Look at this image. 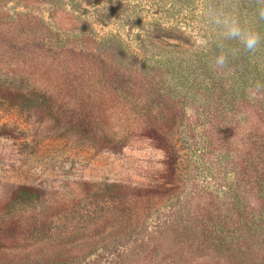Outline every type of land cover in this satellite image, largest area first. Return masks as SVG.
I'll use <instances>...</instances> for the list:
<instances>
[{
  "label": "rangeland",
  "instance_id": "obj_1",
  "mask_svg": "<svg viewBox=\"0 0 264 264\" xmlns=\"http://www.w3.org/2000/svg\"><path fill=\"white\" fill-rule=\"evenodd\" d=\"M139 1L0 0V264H264V46L143 81Z\"/></svg>",
  "mask_w": 264,
  "mask_h": 264
},
{
  "label": "trees",
  "instance_id": "obj_2",
  "mask_svg": "<svg viewBox=\"0 0 264 264\" xmlns=\"http://www.w3.org/2000/svg\"><path fill=\"white\" fill-rule=\"evenodd\" d=\"M140 0L135 7L140 11L146 12L148 16V26L142 36L141 42H147L145 56L141 57L138 66L132 73L143 81H147L144 76H151L153 80L167 76L176 87L184 84L198 83L200 76L207 75L205 66L212 61V58L218 54L216 47L217 30L209 19H204L206 7L208 4L228 12L237 17L243 23L254 27L264 35V21L258 19L255 14V8L251 7L246 0ZM190 8V9H189ZM189 9V10H188ZM185 11H190L185 12ZM186 13V14H185ZM134 16V15H132ZM136 16V15H135ZM203 18V19H202ZM138 20V19H135ZM208 20V21H206ZM169 21L186 24L193 31L189 35H176L178 40L173 48H168L164 44L166 40L173 39L172 35L176 28L169 25ZM214 28V32H209L208 28ZM202 40V45H197L196 40ZM188 41V42H187ZM186 46V47H185ZM230 47L238 48L236 42H230ZM263 48V46L261 47ZM259 48L255 54L259 55ZM253 53L239 51L234 57H230L229 69L231 71V90L242 89L247 84L245 80V71L240 66V62L248 60V56ZM138 57V58H140ZM208 62V63H207ZM259 67V66H258ZM80 71V70H79ZM260 69L255 75L256 84H262L264 77L260 74ZM142 74V75H141ZM86 77V76H85ZM192 80V81H191ZM201 82V81H200ZM201 90H209V80H203ZM126 82L124 83V85ZM219 84L214 83L213 86ZM217 88V87H216ZM221 87L219 86V89ZM115 90V89H114ZM117 94V98L122 99L124 90ZM122 97V98H121ZM5 264H8L5 261ZM3 263V261H1Z\"/></svg>",
  "mask_w": 264,
  "mask_h": 264
},
{
  "label": "clouds",
  "instance_id": "obj_3",
  "mask_svg": "<svg viewBox=\"0 0 264 264\" xmlns=\"http://www.w3.org/2000/svg\"><path fill=\"white\" fill-rule=\"evenodd\" d=\"M255 4L256 16L264 21V0H255ZM206 14L217 30L215 43L219 52L212 58L213 70L225 72L229 67L230 57H234L241 50L255 53L264 46V35L228 12L210 3L206 7ZM230 42H236L238 48L230 47Z\"/></svg>",
  "mask_w": 264,
  "mask_h": 264
}]
</instances>
